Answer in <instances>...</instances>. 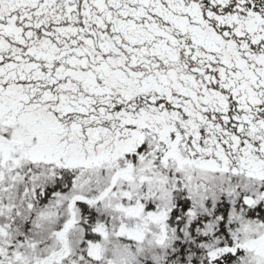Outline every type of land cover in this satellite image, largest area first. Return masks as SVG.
I'll list each match as a JSON object with an SVG mask.
<instances>
[{
    "label": "snow or ice",
    "instance_id": "snow-or-ice-1",
    "mask_svg": "<svg viewBox=\"0 0 264 264\" xmlns=\"http://www.w3.org/2000/svg\"><path fill=\"white\" fill-rule=\"evenodd\" d=\"M0 264H264V0H0Z\"/></svg>",
    "mask_w": 264,
    "mask_h": 264
}]
</instances>
